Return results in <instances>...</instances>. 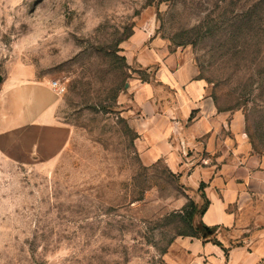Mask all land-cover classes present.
<instances>
[{
    "label": "rangeland",
    "instance_id": "rangeland-1",
    "mask_svg": "<svg viewBox=\"0 0 264 264\" xmlns=\"http://www.w3.org/2000/svg\"><path fill=\"white\" fill-rule=\"evenodd\" d=\"M148 32L191 59L264 155V0H0V121L23 83L63 86L38 144L0 150V264H170L190 233L197 191L142 163L121 99L151 80L155 65L122 49Z\"/></svg>",
    "mask_w": 264,
    "mask_h": 264
},
{
    "label": "crops",
    "instance_id": "crops-1",
    "mask_svg": "<svg viewBox=\"0 0 264 264\" xmlns=\"http://www.w3.org/2000/svg\"><path fill=\"white\" fill-rule=\"evenodd\" d=\"M125 43L122 49L129 64L155 65L150 81L130 84L128 95L121 98L128 101L125 114L137 132L134 146L140 160L144 165L162 160L183 185L197 191L196 203L202 202L203 192L208 204L199 219L217 226L208 237L177 236L166 252L168 262L260 264L264 155L253 153L241 113L219 109L191 59L167 52L150 32L132 34ZM55 94L41 81L19 86L20 111L0 121V150L20 144L29 151V145L38 144L33 129L52 126Z\"/></svg>",
    "mask_w": 264,
    "mask_h": 264
},
{
    "label": "trees",
    "instance_id": "trees-1",
    "mask_svg": "<svg viewBox=\"0 0 264 264\" xmlns=\"http://www.w3.org/2000/svg\"><path fill=\"white\" fill-rule=\"evenodd\" d=\"M203 184L201 183L199 185V190L202 191ZM201 198L202 202L201 204H198L196 202L191 203L192 209L191 211L187 212V215L184 217L185 222L190 227V233H181L179 235H199L201 237H208L214 234V232L217 229L216 225L213 226H207L205 225L200 219L199 216L203 213L205 210L208 200L204 197L203 192H201ZM215 243L220 244L217 240H214Z\"/></svg>",
    "mask_w": 264,
    "mask_h": 264
},
{
    "label": "built area",
    "instance_id": "built-area-1",
    "mask_svg": "<svg viewBox=\"0 0 264 264\" xmlns=\"http://www.w3.org/2000/svg\"><path fill=\"white\" fill-rule=\"evenodd\" d=\"M51 87L56 90L57 93H61L63 86H60L57 81H52L51 82Z\"/></svg>",
    "mask_w": 264,
    "mask_h": 264
}]
</instances>
